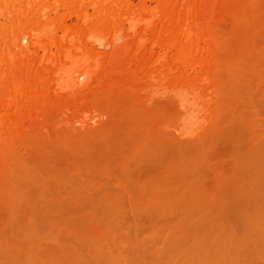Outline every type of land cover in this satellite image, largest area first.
<instances>
[{"label":"rangeland","instance_id":"rangeland-1","mask_svg":"<svg viewBox=\"0 0 264 264\" xmlns=\"http://www.w3.org/2000/svg\"><path fill=\"white\" fill-rule=\"evenodd\" d=\"M57 1L45 0L47 9L44 14L47 18L45 17L46 20L43 19L44 24L47 19L49 21V23L48 21L46 22L49 24L48 26L46 24L47 28L43 29L45 31L35 32V30L29 32L26 35L27 37L22 36L20 38L16 35L14 36L16 28L11 25L15 19L12 11H10L11 13H4L2 11L4 10L2 9L4 2L0 1V4L2 2L0 5V51L2 52L0 54L14 55L24 51L35 58H42L47 53L43 52L40 45L47 43V38L51 37L52 39H49V55L51 54L49 65H51L50 62H56V66L54 63V67L51 65V70L49 68L51 75H53L51 88L54 91V100L56 101L55 109L53 107L49 111V108H47V110L43 111L45 113L39 111L34 117L32 115L33 118L31 119L30 117L31 120L23 119L26 122L24 125L22 121L23 123L15 125L10 130L14 134L8 135L7 133L10 132H7L4 128L0 132L3 134L6 131L5 133L8 135L6 138V134H0V139L4 136L5 140L11 138L9 141L4 139L0 141V194L1 196L3 195V197L0 196V264H20L23 259L21 258L20 260V256L25 257L28 255L25 252L29 251V248L26 249L21 244L18 247L13 242L7 241L5 231L8 227L9 232L10 223H14L13 227L15 226L17 229H19L18 227H20V230L23 229L27 226L25 220L30 219L29 215H32L31 219L33 217L34 220L43 222L39 223V225L41 224L40 226L35 225L36 221L34 222V226H38L37 228L41 231H38L40 235L43 236L45 229L44 232L47 233L44 236L46 235L47 237L49 234V238L45 237L49 240L43 239L44 241L40 242V247H42L38 248L39 251L36 256L39 257V260L36 257V264L37 260L38 264L42 260V264V258H47L46 260L52 263L56 252L58 254V251L64 250V248L68 249L65 251L70 250L69 252L73 254V258L76 257L73 259L74 262L76 261L79 264H103L99 260H94L95 257L94 259L91 258L93 257L92 254L90 256L87 255L90 252L87 251L89 250L88 248L98 244L100 248L98 246L94 247L101 253L103 252L106 257L110 255L112 259L118 260H115L114 264H191V260L195 258L192 257L191 260L188 258L192 254V256L197 257L199 254L197 251L202 254L201 250H204V248H207L204 251H210L209 253L216 252L217 249L220 251L225 249L223 255L229 258V260L225 261V264L227 262L230 264L229 261H232L231 264H244V261L247 262L248 259L249 263L247 264H264V255H261L264 253L263 229L257 227L256 224L253 225L254 221L253 224H250L251 227L245 225L246 223H252L250 220L253 217L255 220L257 214L254 209L260 210L258 205L260 202L258 201L262 202L261 196H259L260 193L257 187L250 182V176L248 175L250 172L247 170H243L245 173L239 171V168L243 167L242 163L235 167L236 170L231 167V163H234L237 158L233 156L232 152L229 153L228 151L231 147L240 148L242 143V151H245L246 147H251L253 144L257 146L261 144L260 146L264 148V0H254L255 2L253 0L235 1V3L240 1V4L239 6H237V3L236 6L234 4L233 11L240 12L243 11V8L242 10L239 9L240 7L245 8L244 11L246 12L243 11V16L246 15L247 19L245 18L243 22L241 20L245 16L241 17L239 21L237 20L239 18H234V15H237L238 12H230L233 17L224 15L219 20L216 19L217 21L215 20L216 22H214L215 29L222 34L224 43L220 41L221 44L219 45V43L213 41L212 52L203 61L206 63L202 62L203 65L199 63L198 65L200 66L196 65L194 70L191 69L192 71H190V68L186 70L181 67L182 65H180V62L175 61V58H170L176 55L173 48L167 47L166 49L169 50L167 51L163 50L161 46L159 47L162 35L151 34L149 28L153 25L158 26L161 24L160 21L162 22L156 0H120L122 2L120 4H124L123 6L126 10L128 9L126 16L123 19L119 18L120 22L117 20L119 24L113 23L114 26L112 25V27L114 29L110 27V33L104 32V34L94 25L96 24V19H99V15L103 13L101 9L104 7L102 6L104 0H96V2L95 0H77L80 3V7L70 9L74 12L63 6L60 7L61 4L59 5L58 3L61 0L58 3ZM114 1H107L104 4L106 5L105 7L114 5V8H112L113 6L110 8L118 10V7L115 8L118 3L115 1L117 5L113 4L115 3ZM201 1L204 5H202V13L204 15L203 19L200 18L198 20V24L207 21L210 9H214L217 6L215 3L218 2V0H200V3ZM243 1L244 4L242 6L241 3ZM26 2L28 3V0ZM26 2L24 1L23 3L21 1V4L25 5ZM185 4L187 2H181V5H178L181 12H184V9L186 10ZM245 5L247 6L245 7ZM78 12L83 15L82 17L79 16L83 21L78 18ZM238 16L242 15L238 14ZM30 20L23 19L20 21L19 19V22L23 24L24 21H28L24 25L26 27L28 25L27 28H31V24L34 21ZM70 29H81L84 34L79 38L71 37L72 35L70 38H66L62 31H70ZM59 40L61 47L67 50L69 48L71 50L77 44V51L75 49H72L71 52L69 51L72 55L69 56L70 54H68L66 60L64 59L65 57L60 55H58L60 57L59 60L55 57L56 53L59 52L55 43ZM128 46L140 47L158 56L157 60H151L148 63L146 77L141 79V83L134 85L133 89V85L129 86L130 89L123 84L117 86V83H120L118 81H121L118 78V73H120L118 66L120 65L119 67H121L126 62L124 52ZM161 53H165L163 54L164 56ZM100 56L104 59H101ZM53 57L57 60L53 59ZM90 57H92V60ZM67 58L72 60L70 59L69 61ZM98 61L101 65H99ZM81 62L82 64H80ZM237 62L241 65L239 66ZM76 65L79 67L77 68ZM226 65L233 68V71L228 69ZM47 67L48 65L43 63L37 66L38 70ZM133 67L131 68L133 69ZM175 68H178L183 74L178 75V77L168 73L170 72L168 70ZM234 70L238 73H235ZM185 71H187V74H185ZM229 72H234L235 77H231L232 74L229 76ZM167 77H169V81ZM1 78L0 88L1 86L5 87V81ZM236 78L238 79L236 80ZM111 84H114L113 88L111 86L109 88ZM233 84L236 86L234 87ZM106 86L109 88L106 89L107 91L104 89ZM226 89H230V92L235 90L233 93L235 95L231 93L232 97H230L231 100L228 102H226L227 97H229L225 95ZM223 90L225 94H223ZM110 91L113 92L111 93ZM223 100L225 101L224 103ZM229 102L232 104L230 105ZM219 104L220 106L224 104V106L219 107ZM28 116H31V114H27L26 117ZM214 119H219L220 121L218 120L217 122ZM251 124L253 125L251 126ZM17 128H19V131ZM201 139L207 141V147L205 142L200 141ZM250 139L252 142H250ZM198 141H200L202 147ZM208 142L209 148L213 151L211 153L210 149H208ZM211 145H214V147ZM204 146L212 154L210 157L207 155L205 160L208 161L205 162L204 160H197L195 156H198V153L201 152L200 148L205 151ZM233 150L234 148L230 151ZM226 154L228 158L225 157ZM231 156L234 157V161L230 160L231 162H229L227 159ZM127 159L128 162L126 161ZM195 160H197V163ZM129 162L132 166H130ZM122 163L124 165L127 163L126 167L130 166V168H133L130 170L136 168V171L130 172L128 170L126 172L127 170L123 168ZM229 163L231 164L230 166ZM200 164H202L201 167L199 166ZM206 165L208 166L206 167ZM16 167H19V169H15L18 174L14 173L13 168ZM225 167H227L228 173L232 169L235 173L237 170L239 172L231 179L229 177L234 171L232 170L230 175L225 173L226 178V176H223V172H226ZM173 168H176L177 171ZM204 170L205 174L209 172L208 174L213 179H210L211 177L208 175L207 178L203 174ZM136 172L141 176L138 177L136 175L138 177L137 184L134 181V179L136 180L135 175L131 174ZM182 172L184 173L182 174ZM240 173L241 175H237ZM5 174L7 175L5 176ZM14 174L15 176H13ZM212 174L215 175L213 176ZM8 175H10L9 178ZM132 176H134L133 180L131 179ZM207 179L213 180L212 182L215 186L212 182L210 184ZM207 181L209 183H206ZM5 182L6 186L8 185L7 187H9L8 190H6ZM199 184L203 190L200 188L197 190ZM212 188L214 189L212 190ZM160 189L162 192H160ZM165 189H167V192ZM5 190L14 194L10 193L11 195L8 197ZM3 191H5L4 194H2ZM185 191L191 197H185ZM253 191L255 192L253 193ZM15 193L17 194L16 196ZM194 194L197 195L193 196ZM164 197L169 200L164 201ZM254 197H257V199ZM199 198H203L201 199L202 202ZM5 199L7 200L5 201ZM12 199H15L14 202L11 201ZM157 199L161 202L159 203ZM152 201L154 202L152 203ZM149 202L150 204H148ZM166 202L170 203V205ZM107 203L112 204H109V211ZM103 204L105 205L102 206ZM112 206L113 208H111ZM36 209H38L37 213L40 216L43 215L42 217L34 213ZM253 211L255 212L254 215ZM34 215L37 217H34ZM113 215L114 221H112ZM45 218L49 221L47 222L48 224L44 220ZM92 219L95 221L93 222ZM66 220L68 221L67 223L65 222ZM108 220L109 222L107 223ZM7 223L8 225H6ZM48 227L52 230L54 229L53 232ZM66 228L69 231L71 229V231L69 232ZM102 229L105 232L109 231L101 233ZM244 229L247 230L245 231ZM98 232L102 236L107 235L100 238H103L102 243H99V240L96 239ZM100 233L99 237L101 236ZM86 234H89V236L87 235L89 237L88 240L84 238ZM95 234L97 235L95 236ZM51 235L53 236L52 242L50 239ZM82 236L83 238H81ZM75 237H80L81 239ZM92 238L93 240L95 239L96 243L94 241V243L90 242ZM248 238L250 241H248ZM250 242H252L254 247L251 246ZM246 243L249 245H246ZM243 246L249 247L242 248ZM227 247L234 249L231 248V250ZM256 247L259 249H256ZM248 248L253 249L252 254L251 250H245ZM18 249L20 250L17 252ZM40 249L42 250L41 252ZM226 249L231 253H228ZM243 249L249 254L244 253ZM195 250L194 255L193 251ZM258 250L263 252L260 256ZM236 253H241L240 259L244 260H239V256L237 257L239 254ZM214 254L217 253L211 255ZM232 254L236 256V259L231 256ZM50 255L54 256L52 260ZM45 256L47 257L45 258ZM83 257L85 258L84 260ZM16 259L17 261H15ZM46 260L43 263L46 264ZM189 260L190 263L188 262ZM201 260H199L198 264L202 263ZM213 260L211 259V261ZM196 262L192 261V264H196Z\"/></svg>","mask_w":264,"mask_h":264},{"label":"bare ground","instance_id":"bare-ground-1","mask_svg":"<svg viewBox=\"0 0 264 264\" xmlns=\"http://www.w3.org/2000/svg\"><path fill=\"white\" fill-rule=\"evenodd\" d=\"M0 1H2V2H4L5 3V7L3 8V6H4V3L2 4V2H1V4H2V9H4V10H2L4 13L5 12H10V11H12V14H13V16H14V18L16 19H12L13 20V22H12V24L11 25H14L15 26V28H16V30H15V33H14V36L16 35L17 37H22V36H26V35H28V33L29 32H32V31H35V32H37V31H41L42 32V30L43 29H45V28H47L46 27V24H47V26L49 25L48 23H49V21H48V19H47V21H48V23H46L45 22V24H44V20L43 19H45L46 20V15L44 14V11L47 9V7H46V2H45V0H38V1H36V0H28V3L26 2L27 0H0ZM21 1H23V3H24V1L26 2V4L25 5H22L21 4ZM90 1V0H89ZM107 1H110V0H104V4L107 2ZM112 1V0H111ZM114 1V0H113ZM118 3V5L116 4V2ZM114 2L115 3H113V4H116L117 6H115V8L116 7H118V10H119V12H117L118 10H115V9H112V8H114V5H111V6H113L112 8H110L109 7V5H108V7H105L106 5H102V6H104L105 7V9H104V7H103V9H101L100 7H99V9H101L102 11H103V13L101 14L100 12H98V13H100L101 15H99V19L97 18L96 19V24H94V25H96L97 26V29H99L100 30V32L101 33H103L104 34V32H109L111 29H109L110 27H112V25H113V23H117V24H119L118 22H120V20H118L119 18L120 19H123V18H125V16H126V12L128 11V9L126 10V8L122 5V4H120V3H122L120 0H115ZM235 1L236 0H218V2H216L215 4H217V6H215L214 7V9H210L211 11H209V17H208V19H207V21H204L202 24H198V20H200V18L201 19H203V13H202V7L204 6L203 4H202V1H201V3H200V0H156V2H157V5H158V7L157 8H159L158 10L160 11V19L162 20V22L160 21V25H153L151 28H149L150 29V31H151V34L153 33V34H158L159 36L160 35H162V38H161V42L159 43V47L161 46V48L163 49V50H167L166 48L167 47H171V48H173L174 50H175V52H176V55L174 56V57H170V58H175L174 60L175 61H178V63L180 62V65H182L181 67H184V69H188V68H190V71H192V70H194V68H195V66L196 65H198L199 63L200 64H202L203 65V63H206V62H203L204 60H206L207 58V56H209L210 54H211V52H212V49H213V41H215V42H217V43H219V45L221 44V42H223V37H222V34H220V32H218L216 29H215V23L214 22H216L217 20H219V18H221L222 16H224V15H230V12L232 13H234L235 11H233V9H234V7H233V5L235 4V6H236V3H235ZM254 1V0H253ZM37 2H39V4H37ZM59 2V0L57 1V3ZM95 2H96V0H95ZM103 2V1H102ZM179 2H180V4H179ZM181 2H187V4H185V8H186V10L184 9V12H181L180 10H179V8H178V5H181ZM241 2H242V0H241ZM255 2V1H254ZM92 3V2H91ZM90 3V4H91ZM93 3H94V1H93ZM0 4V5H1ZM59 5H60V7H64V8H67V9H75V7H80V3L77 1V0H61L60 1V3H58ZM97 4V3H96ZM239 4H240V1H238V3H237V6H239ZM242 4H244V1H243V3H241V5ZM253 4V3H252ZM99 5V4H98ZM203 5V6H202ZM101 6V7H102ZM243 6V5H242ZM247 5H245V7H246ZM233 8V9H232ZM242 8H243V11H244V7H240L239 9H241L242 10ZM248 9V8H247ZM100 10V11H101ZM205 10V9H204ZM209 10V9H208ZM249 10V9H248ZM70 11H72V10H70ZM240 11V10H239ZM243 11H240V12H238V14H240V15H242V16H238V14L237 15H234L235 17V19L236 18H239V19H237L238 21L239 20H241V17H244V18H242V20H241V22H243V21H245V18H246V15H244L243 16ZM72 12H74V11H72ZM237 12H235V13H237ZM244 12H246V11H244ZM249 12V11H248ZM3 13V14H4ZM11 13V12H10ZM201 13H202V17H201ZM7 14V13H6ZM9 14V13H8ZM78 14H79V12H78ZM77 14V15H78ZM6 16V15H5ZM79 16H83V15H81V14H79L78 15V18H81V17H79ZM231 17H233L232 15H230ZM229 16V17H230ZM46 17V18H45ZM226 17V16H225ZM19 19H20V21H22L23 19L24 20H28V19H31L30 21H34L33 22V24H31L32 25V27L31 28H27L28 27V25H27V27L24 25V23H27V22H25L24 21V23L22 24H20V22H19ZM217 19V20H216ZM247 19V18H246ZM6 20V19H5ZM11 20V21H12ZM81 21H83V19L81 18L80 19ZM117 20H118V22H117ZM216 20V21H215ZM19 22V23H18ZM32 23V22H31ZM59 23V22H58ZM115 23V24H116ZM9 24V23H8ZM10 26V25H9ZM45 26V27H44ZM95 26V27H96ZM114 26V25H113ZM4 28V27H3ZM113 28V27H112ZM115 28H117V27H115ZM12 29V28H11ZM114 29V28H113ZM117 30V29H116ZM43 31H45V30H43ZM113 31V30H112ZM63 33H64V35L66 36V38H70V36L71 37H73V36H75L76 38H79L80 36H82L83 34H84V31L83 30H81V29H70V31L69 30H63L62 31ZM45 33V32H44ZM67 35H66V34ZM110 33V32H109ZM46 34V33H45ZM45 34H44V36H45ZM13 35V34H12ZM69 35V36H68ZM114 35V34H113ZM157 35V36H158ZM102 36V35H101ZM106 36V35H105ZM27 37V36H26ZM47 37H49V36H47ZM46 37V38H47ZM11 38V37H10ZM66 38H65V40H66ZM100 38V37H99ZM14 39V38H13ZM49 39H52L51 37L50 38H47V43H45V44H41L40 45V43H39V45H40V48L43 50V52L45 53H47V54H45V56H43L42 58H35L34 56H32L31 54H29V53H27V52H24V51H21L20 53H18V54H12V55H10V54H4V53H2V54H0V76L4 79V81H5V84H4V86L5 87H3V86H1V88H0V132H2L1 130L4 128L7 132H10V133H7L8 135H10L12 132L10 131L15 125H18L19 123H21L22 121L24 122L25 120H29L30 119V117H31V119L35 116V114L36 113H39V111H41V112H43V111H45V109L47 110V108H49V111H50V109L52 110V108L54 107V109H55V104H56V101L54 100V91H53V89L51 88V83H52V78H53V75H51V73H50V71H49V68H50V70H51V65H52V67H54L53 66V64L55 63V66H56V62H54V63H52V62H50L51 63V65H49V61H50V59H51V57H50V55H49V53H50V51H49V47H50V45H49ZM6 40V39H5ZM10 40V39H9ZM37 40V39H36ZM55 40V39H54ZM64 40V41H65ZM68 40V39H67ZM66 40V41H67ZM78 40V39H77ZM99 40V39H98ZM11 41V40H10ZM45 41V42H46ZM51 41V40H50ZM53 41V40H52ZM61 41H62V39H61ZM65 41V42H66ZM221 41V42H220ZM37 42V41H36ZM64 42V43H65ZM67 42H69V41H67ZM10 43V42H9ZM38 43V42H37ZM44 43V42H43ZM61 42H60V40L58 41V42H56L55 43V45L57 46L56 48H58L57 49V51H59V52H57L56 54V58L59 60V58L60 57H58V55H60V56H63V57H65L64 59L66 60V56H68V54H70V52H71V50L72 49H75V51H77V44H76V46L73 48L72 47V49L70 50V48L67 50V49H65V48H63V47H61L62 45L60 44ZM64 43H62V44H64ZM224 43V42H223ZM74 44V43H73ZM33 45V44H32ZM38 45V44H37ZM65 45H67L68 46V44L67 43H65ZM64 45V46H65ZM127 45H129V44H127ZM158 45V44H157ZM66 46V47H67ZM143 47V46H142ZM6 48V47H5ZM123 50V49H122ZM17 51V50H16ZM70 51V52H69ZM74 51V50H73ZM167 51H169V50H167ZM0 52H2V51H0ZM8 52V51H7ZM69 52V53H68ZM11 53V52H10ZM119 54H120V52H119ZM162 54V53H161ZM163 54H165V53H163ZM162 54V55H163ZM72 54H70L69 56H71ZM94 55H96V54H94ZM99 55V54H98ZM121 55V54H120ZM124 56H126V57H124ZM124 56H122V57H124V59L126 60V62L124 63V64H122L121 65V67H119L118 66V69H119V71H120V73H118V78L119 79H121V81H118V82H120V83H117V86H119L120 84L122 85H127V87H129V86H132V89H133V87H134V85H136V84H138V83H141L142 82V78L143 77H146V69H147V66H148V63L149 62H151V60H157L158 58V56H157V54L155 55L154 53H152V52H150V51H148V50H145V49H142V48H140V47H132V46H128L127 48H126V50H125V52H124ZM164 56V55H163ZM171 56H173V55H171ZM55 57H53V59H56ZM86 57V56H85ZM89 57V56H88ZM111 57V56H110ZM121 57V58H122ZM203 57H205V58H203ZM73 58V57H72ZM87 58V57H86ZM100 58H101V56H100ZM56 59V60H57ZM68 59V58H67ZM71 59V58H70ZM70 59H68L69 61H70ZM90 59L92 60V57H90ZM101 59H104V58H101ZM123 59V58H122ZM159 59H160V57H159ZM72 60V59H71ZM73 60H74V58H73ZM86 60H88V59H86ZM107 60V59H106ZM109 60V59H108ZM172 60V59H171ZM94 61H95V59H94ZM93 61V62H94ZM72 62H74V61H72ZM83 62V61H82ZM82 62L80 63V64H82ZM95 62H97V60L95 61ZM99 62V61H98ZM203 62V63H202ZM41 63H43V64H47L48 65V67L47 68H43V69H41V70H38V68H37V66L39 65L40 66V64ZM100 63V62H99ZM98 63V64H99ZM106 63H107V61H106ZM176 63V62H175ZM177 63V64H178ZM255 63V62H254ZM57 64H58V62H57ZM76 64V63H75ZM74 64V65H75ZM85 64V63H84ZM83 64V65H84ZM237 64H238V62H237ZM251 64V63H250ZM77 65H78V63H77ZM77 65H76V67H77ZM83 65H81V66H83ZM99 65H101V63L99 64ZM228 65V64H227ZM227 65H226V67H227ZM230 65V64H229ZM239 65V64H238ZM241 65V64H240ZM239 65V66H240ZM50 66V67H49ZM104 66V65H103ZM132 66H134L133 67V69L131 68ZM151 66V65H150ZM198 66H200V65H198ZM234 66V65H233ZM58 67V66H57ZM75 67V68H76ZM79 67V66H78ZM77 67V68H78ZM177 67V66H176ZM255 67V66H254ZM84 68H86V67H84ZM169 68V67H168ZM172 68V67H171ZM174 68V67H173ZM228 69H230V70H232L233 71V68H231V67H227ZM238 69H239V67H237ZM192 69V70H191ZM82 70H83V68H82ZM158 70V69H157ZM156 70V71H157ZM84 71H85V69H84ZM161 71V70H160ZM168 71H170V72H168ZM167 72L168 73H171V75L173 74V76L175 75V76H178V75H182L183 74V72H181L178 68H175V69H173V70H168ZM86 72V71H85ZM186 73L185 74H187V71H185ZM234 72L236 73L237 71H235L234 70ZM234 72H229V76L232 74V76L231 77H233L234 76ZM240 72H242V71H240ZM163 73V72H162ZM238 73V72H237ZM259 73V72H258ZM241 74V73H240ZM250 74H252V73H250ZM261 74V73H260ZM235 75H238V74H235ZM253 75V74H252ZM162 76V75H161ZM184 76V75H183ZM183 76H181L182 78H183ZM0 77V78H1ZM152 77V76H151ZM164 77V76H163ZM179 77V76H178ZM177 77V78H178ZM185 77V76H184ZM235 77V76H234ZM233 77V78H234ZM1 78V79H2ZM168 78V81H169V77H167ZM170 78H172V77H170ZM176 78V79H177ZM244 78H246V77H244ZM243 78V79H244ZM123 79V80H122ZM164 79V78H163ZM174 79H175V77H174ZM187 79V78H186ZM238 78H236V80H237ZM179 80H180V78H179ZM185 80V79H184ZM242 80V79H241ZM141 81V82H140ZM234 81V80H233ZM116 83V82H115ZM114 83V84H115ZM235 83V82H234ZM114 84H111V85H109V88H110V86L113 88V86H114ZM231 85H232V83H231ZM234 85V87L236 86L235 84H233ZM100 86V85H99ZM225 87H226V85H224ZM238 86V85H237ZM122 87V86H121ZM233 87V88H234ZM97 88V87H96ZM102 88V87H101ZM108 88V86H106V88H104L105 90L106 89H109ZM120 88V87H119ZM139 88V87H138ZM232 88V89H233ZM103 89V88H102ZM128 89H130V87L128 88ZM127 89V90H128ZM237 89V88H236ZM115 90V89H114ZM113 90V91H114ZM124 90V89H123ZM135 90V89H134ZM133 90V91H134ZM100 91H101V89H100ZM107 91V90H106ZM112 91V92H113ZM118 91V90H117ZM109 92V91H108ZM111 92V91H110ZM111 92V93H112ZM136 92V91H135ZM224 92V93H223ZM223 92H221V93H223V94H225V91L223 90ZM234 92H235V90H234ZM234 92H230V89H226V96H229V97H227L226 99H227V101L226 102H228L229 100H231V98L230 97H232L231 95L234 93ZM232 93V94H231ZM109 94V93H108ZM222 94V95H223ZM130 95V94H129ZM128 95V96H129ZM233 95H235V94H233ZM238 95V94H237ZM95 96V95H94ZM230 98V99H229ZM234 98V97H233ZM240 99V98H239ZM221 100V99H220ZM233 100V99H232ZM237 100V99H236ZM234 101V100H233ZM240 101V100H239ZM225 101L223 100V103H224ZM232 102V101H231ZM241 102V101H240ZM250 102V101H249ZM233 103V102H232ZM231 103V104H232ZM248 103V102H247ZM229 104H230V102H229ZM230 104V105H231ZM241 104V103H240ZM227 105H228V103H227ZM226 105V106H227ZM236 105V104H235ZM250 105V104H249ZM57 106V105H56ZM223 106H224V104H223ZM223 106H220V104H219V107H223ZM229 106V105H228ZM241 106V105H240ZM239 106V107H240ZM253 107V106H252ZM228 108V107H227ZM249 108V107H248ZM53 109V110H54ZM226 109V108H225ZM240 109H241V107H240ZM234 110V109H233ZM227 112V111H226ZM235 112V111H234ZM43 113H45V112H43ZM43 113H40V114H43ZM46 113H48V112H46ZM237 113V112H236ZM5 114V115H4ZM27 114H31V116H28V117H26L27 116ZM32 115H33V117H32ZM37 116V115H36ZM27 118V119H26ZM23 119H25V120H23ZM30 119V120H31ZM152 119V118H151ZM150 119V120H151ZM179 120V119H178ZM215 120V119H214ZM219 120V119H218ZM218 120H215V121H217L218 122ZM224 120H225V118H224ZM220 121V120H219ZM252 121V120H251ZM22 122V123H23ZM151 122H152V120H151ZM26 122H24L23 123V125L25 124ZM197 123V122H196ZM215 124V123H214ZM242 124V123H241ZM253 124H251V126H252ZM189 126V125H188ZM216 126V125H215ZM243 126V125H242ZM245 126V125H244ZM256 126V125H255ZM249 127V126H248ZM245 128V127H244ZM19 128H17V130H18ZM247 129H249V128H247ZM251 129V128H250ZM16 130V131H17ZM251 130H254V129H251ZM6 131H4V133L2 134V133H0V134H2V135H4V134H6L5 132ZM19 131V130H18ZM140 132V131H139ZM152 132V131H151ZM149 133V132H148ZM5 135L6 136V138H7V136L8 135ZM12 134H14V133H12ZM251 134V133H250ZM256 135V134H255ZM4 136V137H5ZM196 136V135H195ZM199 136V135H198ZM207 136V135H206ZM254 136V135H253ZM252 136V137H253ZM258 136V135H257ZM4 137L3 138H1L0 139V141L1 140H3L4 139ZM9 137H11V136H9ZM8 137V138H9ZM200 137H201V135H200ZM199 137V138H200ZM214 137V136H213ZM219 137V136H218ZM13 138V137H12ZM15 138V137H14ZM206 138V137H205ZM210 138H211V136H210ZM11 138H9L8 140H5V141H9ZM214 139V138H213ZM253 139V138H252ZM255 139H256V136H255ZM143 140V139H142ZM246 140H248V139H246ZM258 140V139H257ZM4 141V142H5ZM201 142H205V146L207 147V141L205 140V141H203L202 139L200 140ZM200 141H198V143H199V145L201 144L200 143ZM144 142V141H143ZM195 142V141H194ZM237 142V141H236ZM250 142H252V140L250 139ZM259 142H261V141H259ZM10 143V142H9ZM8 143V145H10ZM12 143V142H11ZM147 143V142H146ZM197 143V142H196ZM257 143V142H256ZM1 144H3V143H1ZM145 144V143H144ZM143 144V145H144ZM243 144V143H242ZM242 144L240 145L241 147H242ZM259 144V143H258ZM137 145V144H136ZM175 145V144H174ZM192 145V144H191ZM203 145V144H202ZM252 145V144H251ZM261 145V144H260ZM259 145V146H260ZM4 146V145H3ZM6 146V145H5ZM12 146V145H11ZM201 146V145H200ZM205 146H204V148H205ZM209 142H208V149H210L209 148ZM211 146H213L214 147V145H211ZM216 146V145H215ZM233 146V145H232ZM238 146V145H237ZM245 146V145H244ZM257 146V145H252L251 147L250 146H248V148L246 147H243V148H245L244 150L245 151H242V148L240 147H237V148H235V147H231V148H229L228 149V151H229V153L230 152H232L233 153V156L235 157V158H237V160L236 161H234L233 159H234V157L233 156H231L230 158H232V159H227L228 157H227V154H226V156L225 157H227L226 159L229 161V162H231L230 160H232V161H234V163H231L232 164V168H235L236 166H238V164L239 163H242V166L243 167H245V168H239V167H237V168H239V171L241 172H243V170H247L248 172H250V174H248L249 176H250V182H251V184L252 185H254L255 187H257V189H258V191H259V193H260V195L259 196H261V200H262V202L261 201H258V202H260L258 205H259V207H260V210H255L254 209V211L256 212V214H257V216H256V218H255V220L253 219H251L250 221H252V223H244L245 225H249L250 227H251V225L250 224H253L254 222V224L253 225H255L256 224V226L257 227H259L260 229H263L262 231L264 232V148H262V146ZM9 147V146H8ZM202 147V146H201ZM250 147V148H249ZM264 147V146H263ZM11 148V147H10ZM198 148H200V147H198ZM234 148V150L233 151H230V150H232ZM239 148V149H238ZM194 149V148H193ZM208 149L207 148H205V151H204V149L203 148H200V153H198L199 155L197 156V155H195L197 158V160H201V161H203L204 160V162L205 161H208V160H205L206 159V157H207V155H208V157H210L212 154H210L211 152H213V151H211V149H210V153H209V151H208ZM221 149H223V148H221ZM236 149H238V150H236ZM241 149V150H240ZM6 150V149H5ZM8 150V149H7ZM198 150V149H197ZM240 150V151H239ZM247 150V151H246ZM199 151V150H198ZM216 151V150H215ZM227 151V150H226ZM220 152V151H219ZM225 153H227V152H225ZM128 154V153H127ZM195 154V153H194ZM125 155V154H124ZM221 155H223V153H221ZM225 155V154H224ZM127 156V155H126ZM125 156V157H126ZM129 156V155H128ZM220 156V155H219ZM229 156V155H228ZM176 157V156H175ZM201 158V159H200ZM212 158V157H211ZM210 158V159H211ZM105 159V158H104ZM130 159V158H129ZM173 159V158H172ZM123 160V159H122ZM121 160V161H122ZM197 160H195V162L197 161ZM218 160H220V159H218ZM239 160H240V162H239ZM12 161H13V159H12ZM18 161V160H17ZM124 161H125V159H124ZM123 161V162H124ZM127 162H128V159L126 160ZM130 162H131V160H129ZM191 161H193V160H191ZM103 162V161H102ZM129 162V163H130ZM203 162V163H204ZM209 162H211V161H209ZM13 163H15V162H13ZM17 163V162H16ZM133 163V162H132ZM170 163V162H169ZM193 163V162H192ZM197 163V162H196ZM201 163V162H200ZM236 163H237V165H236ZM20 164V163H19ZM117 164V163H116ZM123 164V163H122ZM121 164V165H122ZM205 164V163H204ZM208 164V163H207ZM228 164V163H227ZM230 163H229V166L231 165ZM14 165V164H13ZM107 165V164H106ZM125 165H128L127 163H125ZM124 164L122 165L123 166V168L125 169V170H127L126 172H128V170L131 172V171H134L136 168H134V170H130L131 168H130V166H132L131 165V163H130V166L129 167H126ZM149 165H150V163H149ZM201 165L202 164H200L199 166L201 167ZM213 165V164H212ZM233 165H235V166H233ZM15 166V165H14ZM127 168H125V167ZM167 166V165H166ZM208 165H206V167H207ZM240 167H241V165H239ZM21 167V166H20ZM203 167H205V166H203ZM228 167V166H227ZM227 167H225V170L227 169ZM230 167V169H232ZM11 168V167H10ZM121 168V167H120ZM137 168H139V167H137ZM212 168V167H211ZM210 168V169H211ZM229 168V167H228ZM247 168V169H246ZM14 169V173L15 174H18V173H16L17 172V170L15 171V169H19V167H16V168H13ZM21 169V168H20ZM133 169V168H132ZM173 169H176V168H173ZM207 169V168H206ZM205 169V170H206ZM229 169V170H230ZM10 171H12L11 169H9ZM168 170V169H167ZM205 170H204V173L203 174H205ZM233 170V169H232ZM231 170V171H232ZM235 170H236V168H235ZM18 171H20V170H18ZM122 171V170H121ZM136 171V170H135ZM134 171V172H135ZM176 171H177V169H176ZM231 171L228 173L227 172V170H226V172L224 171L223 172V176L225 177L227 174H231ZM234 171V170H233ZM238 170L236 171V173H238L239 172ZM246 171V173H248ZM43 172V171H42ZM123 172V171H122ZM129 172V173H130ZM155 172V171H154ZM170 172V171H169ZM207 172V171H206ZM13 173V172H12ZM12 173H11V175H12ZM36 173V172H35ZM41 173V172H40ZM137 173V172H136ZM136 173H131L132 175H135V177H136V175L139 177L140 175H138V173L136 174ZM174 173H175V171H174ZM184 172H182V174H183ZM186 173V172H185ZM209 173V172H208ZM205 174L206 175V177L208 178V176L209 177H211L210 176V174ZM212 173V172H211ZM216 173V172H215ZM225 173H226V175H225ZM235 171L231 174V176L229 177V179H231V177H235ZM243 173H245V172H243ZM9 174V173H8ZM15 174L13 175V176H15ZM128 174V173H127ZM171 174V173H170ZM4 175V174H3ZM7 174H5V176H6ZM56 175V174H55ZM166 175H167V173H166ZM199 175V174H198ZM204 175V176H205ZM208 175V176H207ZM213 176L215 175V174H212ZM228 175V176H229ZM234 175V176H233ZM237 175H241V173L240 174H237ZM236 175V176H237ZM243 175H245V174H243ZM248 175H246V176H248ZM9 176L10 175H8V178H9ZM20 176H22L21 174H20ZM38 176H40V175H38ZM48 176V175H47ZM127 176V175H126ZM129 176V175H128ZM131 176V175H130ZM154 176V175H153ZM248 176V177H249ZM3 177V176H2ZM134 176H132V180L134 179L133 178ZM138 177H136V180L134 179V181L136 182V181H138L137 179H138ZM141 177V176H140ZM201 177V176H200ZM203 177V176H202ZM8 178H7V180H8ZM126 178V177H125ZM128 178V177H127ZM183 178V177H182ZM205 178V177H204ZM226 178H227V176H226ZM225 178V179H226ZM157 179H158V177H157ZM165 179V178H164ZM170 179V178H169ZM185 179V178H184ZM200 179V178H199ZM210 179H213L212 177L210 178ZM216 179V178H215ZM238 179V178H237ZM246 179V178H245ZM244 179V180H245ZM19 180H20V178H19ZM19 180H17V181H19ZM203 180V179H202ZM205 180V179H204ZM208 180V179H207ZM220 180V179H219ZM4 181V180H3ZM198 181V180H197ZM209 182H210V184H212L213 182V180H208ZM206 182V183H209V182ZM216 181V180H215ZM230 181V180H229ZM237 181V180H236ZM7 182V181H6ZM6 182L4 183L5 184V187H7L9 184H10V180H9V184H8V182H7V186H6ZM11 182H12V180H11ZM132 182V181H131ZM142 182V181H141ZM212 182V183H211ZM219 182V181H218ZM246 182V181H245ZM134 183V182H133ZM139 183V182H138ZM200 183H202V182H200ZM4 184H3V186H4ZM131 184V183H130ZM135 184H137V182L135 183ZM214 184V183H213ZM217 184V183H216ZM224 184V183H223ZM11 185V184H10ZM133 185V184H132ZM139 185V184H138ZM248 185V184H247ZM2 186V187H3ZM184 186H186V185H184ZM200 184H199V187H197V190H198V188H200ZM203 186V185H202ZM210 186V185H209ZM213 186V185H212ZM214 186H215V184H214ZM231 186V185H230ZM245 186V185H244ZM254 186H253V188H254ZM130 187H132V186H130ZM179 187V186H178ZM194 187V186H193ZM251 187V186H250ZM8 188L9 187H7V189L6 190H8ZM137 188V187H136ZM174 188V187H173ZM175 188H176V186H175ZM185 188V187H184ZM205 188V187H204ZM216 188V187H215ZM252 188V189H253ZM148 189V188H147ZM168 189H169V187H168ZM171 189V188H170ZM178 189V188H177ZM181 189V188H180ZM187 189V188H186ZM185 189V190H186ZM189 189V188H188ZM194 189V188H193ZM196 189V188H195ZM201 190H203L202 188H200ZM208 189V188H207ZM214 188H212V190H213ZM252 189H250L251 191H252ZM5 190V191H6ZM11 190V189H10ZM166 190V192H167V189H165ZM164 190V191H165ZM176 190V189H175ZM242 190H244V188H242ZM5 191H3V193L2 194H4V192ZM170 191H173V190H170ZM187 191V190H186ZM186 191H185V197L187 196V198L188 197H191V196H188L189 194H186ZM7 193H9V194H7L6 193V195L9 197V195H11V194H14V193H12L11 191L9 192V191H6ZM14 192H15V190H14ZM160 192H162V190L160 189ZM176 192V191H175ZM212 193H213V191H211ZM211 192H209V193H211ZM255 191H253V193H254ZM11 193V194H10ZM172 193V192H171ZM170 193V194H171ZM177 193H179V192H177ZM183 193V192H182ZM181 193V194H182ZM211 193V194H212ZM156 194H158V193H156ZM161 194V193H160ZM184 194V193H183ZM203 194V193H202ZM208 194V193H207ZM210 194V195H211ZM17 194L15 193V196H16ZM166 195V194H165ZM192 195V194H191ZM197 195V194H196ZM195 194L193 195V196H196ZM214 195V194H213ZM252 195V194H251ZM0 196H1V194H0ZM18 196H19V194H18ZM17 196V197H18ZM155 196V195H154ZM171 196H172V194H171ZM174 196V195H173ZM178 196V195H177ZM181 196V195H180ZM209 196V195H208ZM207 196V197H208ZM212 196V195H211ZM254 196V195H253ZM253 196H251V197H253ZM256 196V195H255ZM258 196V197H259ZM1 197H3V195L1 196ZM12 197H14V195H12ZM16 197V198H17ZM202 197V196H201ZM11 198V197H10ZM160 198V197H159ZM165 198V199H164ZM163 199H164V201H167V200H169V199H167L166 200V197H164ZM174 198V197H173ZM254 198H256L257 199V197H254ZM260 198V197H259ZM4 199V198H3ZM19 199H20V197H19ZM177 199V198H176ZM179 199H180V197H179ZM183 199V198H182ZM186 199V198H185ZM200 199V198H199ZM201 199H203V198H201ZM200 199V200H201ZM205 199H206V197H205ZM213 199V198H212ZM211 199V200H212ZM253 199V198H252ZM7 199H5V201H6ZM15 200V199H14ZM14 200L12 199L11 201H13L14 202ZM112 200H114V199H112ZM115 200H117V199H115ZM158 200V202H159V199H157ZM156 200V201H157ZM173 200V199H172ZM188 201H189V199H187ZM186 200V201H187ZM194 200V199H193ZM192 200V201H193ZM207 200V199H206ZM255 200V199H254ZM111 201V200H110ZM155 201V200H154ZM154 201H152V203L154 202ZM164 201H162V202H164ZM171 201V200H170ZM177 201V200H176ZM179 201V200H178ZM191 201V202H192ZM204 201V200H203ZM210 201V200H209ZM19 202V201H18ZM30 202V201H29ZM114 202V201H113ZM147 202V201H146ZM161 202V201H160ZM159 202V203H160ZM169 202V201H168ZM168 202H166V203H168ZM180 202V201H179ZM197 202V201H196ZM201 202H202V200H201ZM211 202V201H210ZM220 202H223V201H220ZM258 202H255V203H258ZM6 203V202H5ZM106 203V202H105ZM112 203V202H111ZM111 203H109L110 205H112ZM151 203V204H152ZM176 203H178V202H176ZM183 203V202H182ZM205 203V202H204ZM16 204H17V202H16ZM100 204H102V203H100ZM108 204V203H107ZM106 204V205H107ZM107 205V208L110 206V205ZM148 204H150V202L148 203ZM219 204V203H218ZM253 204V203H252ZM105 204H103L102 206H104ZM167 205V204H166ZM168 205H170V203H168ZM255 205V204H254ZM95 206V205H94ZM117 206V205H116ZM162 206V205H161ZM33 207V206H32ZM99 207V206H98ZM101 207V206H100ZM152 207V206H151ZM168 207V206H167ZM256 207V206H255ZM16 208V207H15ZM18 208V207H17ZM39 208V207H38ZM41 208V207H40ZM94 208V207H93ZM105 208V207H104ZM111 208H113V206L111 207ZM164 208V207H163ZM222 208V207H221ZM24 209V208H23ZM117 209V208H116ZM256 209H257V207H256ZM25 210V209H24ZM28 210V209H27ZM37 210L38 209H36V212H34L37 216L39 215V217H42V216H40V214H38L37 213ZM111 210V209H110ZM252 210V209H251ZM250 210V211H251ZM14 211H15V209H14ZM14 211H13V213H14ZM107 211V210H106ZM108 211H109V208H108ZM114 212H115V210H113ZM113 211H111V213L112 214H114L113 213ZM253 211V212H254ZM258 211V212H257ZM8 212V211H7ZM42 212V211H41ZM255 212L253 213V215L255 214ZM46 213V212H45ZM109 213V212H108ZM36 215H34V217H37ZM48 215V214H47ZM32 216V215H31ZM31 216L29 215V218L30 219H26L25 221H26V223H27V226L26 227H24L23 229H21L20 230V227H18V225H17V227L19 228V229H17L15 226L13 227V224H11L10 223V227H9V232H8V227H7V230L5 231L6 232V234H7V237H6V235H4L6 238H7V241H10V243L11 242H13V244L14 245H17L18 247H20V244H21V246H23L24 248H26V249H28L29 248V251L27 250V252H25V254H28L27 256H25V257H21L20 256V260H21V258H23L20 262V264H36V255L38 254V248H41L40 247V242L44 239H46L47 237H48V235H47V237H46V235L44 236V234H46L44 231L46 230H44L43 231V236L42 235H40V233L39 232H41L37 227L38 226H40L39 225V223L41 222V223H43L42 221H38V220H34V218L32 217V219H31ZM109 216H112V215H109ZM2 217V216H1ZM101 218H102V216H100ZM104 217H106L105 215H104ZM15 218V217H14ZM92 218H93V216H92ZM107 218H108V216H107ZM111 218V217H110ZM113 220L112 221H114V215H113ZM35 219H37V218H35ZM95 219V218H94ZM94 219H92V221L94 222L95 220ZM44 220H46V218L44 219ZM76 220V219H75ZM102 220V219H101ZM101 220H100V222H101ZM106 220V219H105ZM104 220V221H105ZM28 221V222H27ZM36 221V222H35ZM71 221V220H70ZM69 221V222H70ZM74 221V220H73ZM91 221V220H90ZM104 221H102V222H104ZM249 221V222H250ZM254 221V222H253ZM34 222L36 223L35 225H38L37 227H35L34 226ZM47 222H49V221H47L46 220V223ZM51 222V221H50ZM66 223L68 222L67 220L65 221ZM64 222V223H65ZM109 222V220L107 221V223ZM38 223V224H37ZM44 223H45V221H44ZM56 223V222H55ZM76 223H78V222H76ZM75 223V224H76ZM90 223V222H89ZM105 223V222H104ZM48 224V223H47ZM52 224H54V223H52ZM91 224V223H90ZM6 225H8V223L6 224ZM11 225H12V227H11ZM15 225V224H14ZM46 225V224H45ZM74 225V224H73ZM84 225V224H83ZM100 225V224H99ZM102 225H104V224H102ZM20 226V225H19ZM47 226V225H46ZM79 226V225H78ZM247 226H246V228H247ZM6 227V226H5ZM51 227V226H50ZM53 227H54V225H53ZM52 227V228H53ZM92 228H93V226H91ZM105 227V226H104ZM103 227V229L105 230V228ZM244 227V226H243ZM37 228V229H36ZM49 228V227H48ZM71 228V227H70ZM81 228V227H80ZM88 228V227H87ZM99 228H101V227H99ZM42 229V228H41ZM49 229H51V228H49ZM48 229V230H49ZM56 229V228H55ZM67 229V228H66ZM86 229V228H85ZM91 229V228H90ZM101 230V233L102 232H105L104 230ZM247 229H249V228H247ZM247 229H244L245 231L247 230ZM259 229V230H260ZM54 230V229H53ZM53 230L51 229L50 231H52L53 232ZM59 230V229H58ZM68 230V229H67ZM75 230V229H74ZM84 230V229H83ZM96 230V229H95ZM99 230V229H98ZM107 230V229H106ZM229 230H231V229H229ZM39 231V232H38ZM69 231V230H68ZM70 231H71V229H70ZM69 231V232H70ZM73 231V230H72ZM78 231V230H77ZM82 231V230H81ZM80 231V232H81ZM86 231V230H85ZM109 231V230H108ZM107 231V232H108ZM250 231V230H249ZM8 232V233H7ZM107 232H105V233H107ZM233 232V231H232ZM59 233H61V232H59ZM67 233V232H66ZM73 233H75V232H73ZM78 234H79V232H77ZM84 233V232H83ZM89 233V232H88ZM99 233L100 232H98V237L96 238L97 240H99V243H102L103 242V238L102 239H100L101 237H104V236H107V235H104V236H102V234L100 233V237H99ZM110 233V232H109ZM109 233H108V236H109ZM248 233V232H247ZM246 233V234H247ZM250 233V232H249ZM5 234V233H4ZM50 234H53V233H50ZM68 234V233H67ZM85 234V233H84ZM92 234V233H91ZM104 234V233H103ZM232 234V233H231ZM243 234V233H242ZM70 235H71V233H70ZM76 235V234H75ZM80 235H82V234H80ZM80 235H78V236H80ZM89 236V234H86V236ZM97 234H95V236H96ZM249 235V234H248ZM77 236V235H76ZM86 236H84V238L85 239H87L88 240V236H87V238H86ZM92 236L94 237V235L92 234ZM233 236V235H232ZM252 236H253V234H252ZM46 237V238H45ZM51 238V242H52V238H53V236L51 235L50 236ZM55 237V236H54ZM2 238V237H1ZM49 238V237H48ZM75 238H77V237H75ZM78 238H80V237H78ZM77 238V239H78ZM81 238H83V236L81 237ZM80 238V239H81ZM90 238H91V235H90ZM232 238V237H231ZM234 238V237H233ZM245 238V237H244ZM252 238V237H251ZM55 239V238H54ZM5 240V239H4ZM43 240V241H44ZM46 240H49V239H46ZM76 240V239H75ZM101 240V241H100ZM105 240V239H104ZM253 240V239H252ZM251 240V241H252ZM89 241H90V239H89ZM95 242V239L93 240V238L91 239V241L90 242ZM225 241V240H224ZM239 241H241L240 239H239ZM248 241H250L249 240V238H248ZM247 240H246V242L247 243H249ZM93 242V243H94ZM242 242V241H241ZM256 242V241H255ZM7 243V242H6ZM96 243V242H95ZM221 243H223V241H221ZM244 243V242H243ZM246 243V245H249V244H247ZM257 243V242H256ZM8 244H9V242H8ZM250 244H251V246L252 247H254V245H252V242H250ZM7 245V244H6ZM10 245V244H9ZM12 245V244H11ZM99 245V244H98ZM98 245H93V247H91V248H88V247H90V246H92V245H90V246H88L87 248L89 249V250H87V251H90L89 253H87V255H89L90 256V254H92L93 255V257H91V258H93L94 259V257H95V259L94 260H99V261H101V263H103V264H114L115 263V260H117V259H112V257H110V255H109V257H106V255L102 252H100L96 247H94V246H98ZM220 245V244H219ZM226 245V244H225ZM26 246V247H25ZM100 246V245H99ZM98 246V248H100ZM217 246V245H216ZM215 246V247H216ZM221 246V245H220ZM219 246V248H221ZM244 246H245V244H244ZM242 247V248H246V247H249V246H246V247ZM65 247V246H64ZM118 247V246H117ZM198 247H200V246H198ZM218 247V246H217ZM236 247V246H235ZM238 247V246H237ZM8 248V247H7ZM24 248H22V249H24ZM226 248V247H225ZM228 248V247H227ZM232 248V247H231ZM231 248H228V249H231ZM15 249V248H14ZM21 249V248H20ZM20 249H18L17 250V252L20 250ZM62 249V248H61ZM70 249V248H69ZM91 249V250H90ZM102 249V248H101ZM197 249V248H196ZM201 249H203L202 247H201ZM207 248H204V250H206ZM212 249V248H211ZM228 249H226L227 251H228ZM232 249H234V248H232ZM231 249V250H232ZM237 249V248H236ZM240 249H241V247H240ZM255 249V248H254ZM256 249H259V248H257L256 247ZM10 250V249H9ZM65 250H68V249H65L64 248V250H61V251H58L59 253L57 254V252H56V256H58V257H54L53 255L51 256L50 255V258H51V260H52V258L54 257L55 259L52 261V263L53 264H79L78 262H74L73 261V259L74 258H76V257H74L73 258V254L72 253H70L69 251H65ZM198 250H199V248H198ZM204 250H201L202 251V254L200 253V251H197V253H199V254H201V255H199L198 254V256H197V253H196V256L197 257H194V256H190L188 259H192V257L193 258H195L194 260L192 259L191 260V264H192V261L193 262H196V264H198L200 261V259H202L204 262L206 261V263H204L202 260H201V262L203 263V264H208V263H214V264H225V261L226 260H229V258L227 257H225L226 255H223L224 254V250L223 251H220V250H216V252H213V253H217V254H214V255H211V254H213L212 252L211 253H209V252H206V251H204ZM213 250H214V248H213ZM213 250H211V251H213ZM246 251L247 250H251V248L249 249H245ZM244 249H243V252L245 251ZM253 250V249H252ZM252 250H251V254H252ZM8 251V250H7ZM24 251V250H23ZM42 250L40 249V252H41ZM75 251V250H74ZM74 251H72V252H74ZM79 251V250H78ZM220 251V252H219ZM238 251V250H237ZM244 252V253H247V254H249V252ZM63 252V253H62ZM75 252H77V251H75ZM80 252V251H79ZM105 252V251H104ZM194 252H196V250L195 251H193V253ZM204 252V253H203ZM239 252H241V251H239ZM258 252H259V250H258ZM264 252V251H263ZM263 252H261V250H260V252L258 253L259 254V256H260V254L261 253H263ZM9 253V252H8ZM20 253H21V251H20ZM228 253H231V252H229L228 251ZM233 253V252H232ZM254 253V252H253ZM13 254V253H12ZM40 254V253H39ZM234 254H235V252H234ZM234 254H232L231 256L234 258L235 257V259H236V256H234ZM236 254H239V253H236ZM241 254V253H240ZM240 254L239 255H237V257L239 256V260H242V259H240ZM247 254H245V255H247ZM17 255V254H16ZM41 255V254H40ZM55 255V254H54ZM194 255H195V253H194ZM242 255H244V254H242ZM261 255H264V253L263 254H261ZM48 256V255H47ZM47 256H45V258L47 257ZM78 256V255H77ZM89 256H87V257H89ZM215 256V257H214ZM249 256V255H248ZM248 256H246V257H248ZM16 257V256H15ZM114 257H116V256H114ZM211 257H213V258H211ZM245 257V256H244ZM255 257H256V255H255ZM254 257V258H255ZM39 257H37V259H38ZM42 258V257H41ZM41 258H40V260H41ZM79 258V257H78ZM90 258V257H89ZM117 258V257H116ZM199 260H198V259ZM226 258V259H225ZM243 258V257H242ZM250 258V257H249ZM43 259V262L47 259H44V258H42ZM48 259H49V257H48ZM85 258L83 257V260H84ZM209 259H210V261H209ZM211 259H214L213 261H211ZM225 259V260H224ZM246 259H248V258H246ZM245 259V260H246ZM257 259H258V256H257ZM39 260V259H38ZM38 260H37V264H38ZM50 260V259H49ZM50 260V261H51ZM77 260H79V259H77ZM80 260H82V259H80ZM190 260L188 261L189 263H190ZM231 260V259H230ZM238 260V259H237ZM244 260V259H243ZM242 260V261H243ZM249 260V259H248ZM248 260H247V262L246 261H244L246 264L247 263H249L248 262ZM260 260V259H259ZM15 261H17V259L15 260ZM42 261V260H41ZM41 261L39 262V264H41ZM118 261V260H117ZM117 261H116V263H117ZM251 261H253V260H251ZM250 261V262H251ZM255 261H256V259H255ZM258 261V260H257ZM42 262V264H45V263H43ZM47 262H48V264H52V263H49V261H47L46 260V264H47ZM80 262V261H79ZM84 262V261H83ZM82 262V263H83ZM94 262V261H93ZM95 262H98V261H95ZM187 262V263H188ZM230 262V264L232 263V261H229ZM234 262V261H233ZM87 263H88V261H87ZM201 263V264H202ZM228 263V262H227ZM226 263V264H227ZM244 263V264H245ZM252 263V262H251ZM118 264V263H117ZM229 264V263H228ZM233 264H235V263H233ZM238 264V263H237Z\"/></svg>","mask_w":264,"mask_h":264}]
</instances>
